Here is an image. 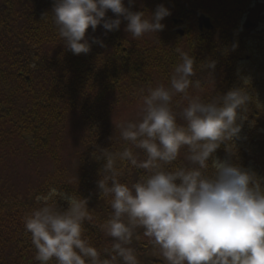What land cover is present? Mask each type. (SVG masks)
<instances>
[{
  "label": "clouds",
  "instance_id": "clouds-1",
  "mask_svg": "<svg viewBox=\"0 0 264 264\" xmlns=\"http://www.w3.org/2000/svg\"><path fill=\"white\" fill-rule=\"evenodd\" d=\"M132 0H129L131 4ZM111 10L115 18H106ZM171 14L163 4L155 12L132 11L124 0H55L52 19L66 48L74 55L87 54L92 43L103 41L86 32L102 25L105 31L120 28L121 17L133 39L163 30ZM235 48V45L233 46ZM178 61L170 85L150 87L142 96L139 118L121 122L120 137L128 145L120 151L100 149L97 159L105 163L97 181L100 197L108 198L111 215L98 225L112 238L106 256L84 236L85 222L94 223L87 198L65 196L51 189L47 200L23 217L39 264H139L130 245L136 229L157 246L165 264H264V181L255 173L215 156L222 142L241 138L240 111L251 96L246 88L228 90L204 101L190 95L194 57L177 47ZM215 61L205 67L214 70ZM186 101L177 122L173 97ZM187 150L185 166L172 165L181 149ZM134 149L144 153L140 159ZM142 169L139 179L121 182L117 162ZM211 169V172L209 171ZM67 200L62 209L57 199ZM39 199V198H38ZM51 201V202H49Z\"/></svg>",
  "mask_w": 264,
  "mask_h": 264
},
{
  "label": "trees",
  "instance_id": "trees-1",
  "mask_svg": "<svg viewBox=\"0 0 264 264\" xmlns=\"http://www.w3.org/2000/svg\"><path fill=\"white\" fill-rule=\"evenodd\" d=\"M38 1L42 6L37 0H18L21 14H27L29 18L28 27L25 28L12 24L15 3L12 0H0V94L3 93L2 102L0 100V145L7 144L16 133L25 139L29 146L26 159L27 163H30L39 151L37 134L44 135V145L48 146L50 144L48 135L53 133L52 129L59 122L63 121L65 112L72 109L81 116L80 121L87 134L82 143L86 141L87 145L79 155V176L75 182L70 178L68 180L69 176H64L63 170L58 169L53 174L45 175L38 183L28 185L26 192H23V188L9 192L5 185L0 183V264H39L35 260L36 250L31 235L25 231L23 217L40 207L53 188H57L65 196L76 194L87 198L94 223L85 222L84 236L89 240L98 236L101 239V235H95V231L100 230L98 225L111 215L112 209L108 198L100 197L97 181L101 178L100 170L105 160L97 159L96 156L100 149L107 148L115 152L130 146L121 139L119 128L117 126L114 128L111 119L112 109L120 108L121 102L113 101L111 97L123 92L119 85L122 82V69L127 68L131 74L139 70L125 63L127 59L123 57L120 49L116 51L118 54L115 61L111 57V70L107 67L106 70H99L98 63L84 61L83 59H91L89 53L74 55L63 42H60L54 25L52 9L55 0ZM170 1L176 4L174 5L176 16L184 20L190 13L183 5L184 0ZM260 1L264 0H230L234 7L228 10L227 14L231 17L234 15L237 19V16L240 17L251 6L260 5ZM143 2L146 0H142ZM197 5L200 6L198 3ZM219 8L221 9V4ZM230 22L233 25L222 33L223 46L220 45V49L218 44H208L209 41L206 42L203 33L196 36L194 45L190 39L183 42L182 37L174 36L169 44L163 47L165 39L163 37L160 40L161 34L156 33L155 40L147 41L139 53L143 55V61H146L145 66L152 69L148 70L151 73H148L147 78L150 80L153 78V83H170L172 69L179 59L175 51L177 47L190 51L192 56L194 54L192 50L198 48L199 52L194 57L196 69L201 65L205 67L209 61H215L217 66L214 70L225 68L219 78H214L218 83L215 84L216 95L213 98L222 96L230 89L242 87L247 89L251 99L246 110H241L240 114L249 119L250 128L243 133L242 139L235 140L233 145L222 142L215 156L243 169H249L264 181V32L261 36H258V33L254 34L258 37L259 43L256 47L258 58H254L246 53V41L232 34L237 23ZM113 42L116 47H121L118 40ZM104 44L107 45V42ZM98 50L102 52L101 47H98ZM239 51L245 54V59L254 60L257 70L241 73L235 70L236 60L242 59ZM120 61L125 64H121ZM194 71L196 76L204 70ZM210 79L215 83L213 77ZM38 86H42V89L40 87L38 90ZM211 96L206 95L204 100L208 101ZM106 99L107 101H104ZM28 106L31 109L29 116L26 115ZM173 111L178 118L180 111L177 109ZM6 115L8 117L4 118ZM177 122L179 123V118ZM181 150L179 158L166 167L188 164L185 159L187 150L185 148ZM134 152L140 159L144 158L141 150L134 149ZM117 167L121 168L123 173L119 179L129 185L143 174L142 169L134 168L127 162L118 161ZM209 171L211 172V169ZM53 199H57L60 208L68 207L66 199L60 196ZM146 238L143 229H136L130 246L135 249L137 258L150 262L149 264H158L160 259V254H157L158 247ZM104 248L110 249L109 246ZM160 260L165 263L163 259ZM50 264L55 262L52 261Z\"/></svg>",
  "mask_w": 264,
  "mask_h": 264
},
{
  "label": "rangeland",
  "instance_id": "rangeland-1",
  "mask_svg": "<svg viewBox=\"0 0 264 264\" xmlns=\"http://www.w3.org/2000/svg\"><path fill=\"white\" fill-rule=\"evenodd\" d=\"M12 2L15 3V6H12L15 13L14 18L12 19V24L18 27L23 26L27 28V22L29 21L27 14H21L18 0H12ZM37 2L41 5L38 0ZM124 2L125 6L130 7L132 11H143L146 15L154 13L157 6L161 4L170 10L171 14L162 21L165 27L163 30L157 32L158 34H161L159 38L160 40L163 37L165 39L163 47L169 44V41L174 36L182 37L183 42L190 39V42L194 45L196 43V36L200 33L196 25V11L201 10L206 16L211 18L213 24L212 30L203 31V36L206 38V42L209 41L208 44H218L220 49V45L223 46L222 33L229 30L233 25L230 21H234L237 23V26L233 29V32L231 31L232 34L240 36L246 41V53L251 54L254 58H258V54H256L258 49L256 47L259 46V43L257 39L258 37L254 36V34L258 33V36H261L263 34L262 32H264V1H260V5L256 4L255 7L254 5L253 7L251 6L247 12L242 14L240 17L237 16V19H235L236 16L233 15L231 17L227 14L228 10L234 7V5L230 3V0H184L183 5L188 9V11L190 10V13L188 16L184 17L182 23V27L187 31L183 36H180L176 32V25L171 21V18L176 16V10L174 7L176 4L170 0H146V2L143 3L142 0H132L131 4H129V0H124ZM197 3L200 6H198ZM219 4H221V9L219 8ZM108 17L113 19L115 18V15L111 12V10L106 13V18ZM245 19H250L251 21L256 22L255 26L248 30H242L241 24ZM126 24L127 21L121 17L120 28L115 31H105L102 25H98L95 31L89 27L86 32V37L89 39V42L91 43L93 38H98L103 41V47H101L98 43H92L91 50L89 52L91 59L86 60L82 58L84 61L89 63H98V67H100L99 70H106V67L111 70V57L112 60L115 61L118 54L116 51L120 49L123 57L127 59L125 63L128 66L131 65L139 70L138 72H134L137 74L135 75L131 74L127 68L122 69V82L119 85L123 92L118 96L112 95L111 97V100H119L121 102L120 108L113 107L112 109L111 119L113 120L114 128H116V126L123 121L138 119L140 109L142 107V96L147 94L148 88H154L158 84H162L159 82L153 83V78L151 80L147 78L148 73H151L148 70L152 69L145 66L146 61H143V55L139 53V51L146 46L145 43L147 41L155 40L156 33H147L139 39H133L130 36V33L126 31ZM116 40L119 41L121 47H116V44L113 42ZM60 42H63L61 38ZM104 42H107V45H105ZM98 47L102 48V52L98 50ZM198 52V48L192 50V54L194 53L193 57H196ZM238 54L242 57V59L239 58L236 60V63L234 64L235 70H239L240 73L257 70L258 67L254 60L245 59V54L240 51ZM221 58L222 56L219 57V60H221ZM120 63L125 64L123 61H120ZM140 65L143 67L141 68ZM203 66L204 65H201V67L197 69L194 67V70L204 71L191 78L193 82L196 80L201 81L200 89L190 87L188 91L190 95H200L203 100L206 95H212L209 99L211 100L216 95L214 89L215 84L218 83L214 80V78H219L225 68L221 66L222 68L220 70H211ZM138 73L141 75L139 76ZM212 77L215 83H213L210 79ZM164 85L169 86L170 83ZM40 87L42 89V86H38L37 89L39 90ZM0 97L2 102L3 93L0 94ZM104 101H107V99ZM186 103V101L182 100L181 95L177 94L173 97L172 108L181 112L182 108L186 106ZM29 108L30 106L27 108V116H29L28 114L31 112V109ZM63 116V121L59 122V124L52 129L53 133L51 132L48 135V140H51H49L51 145L49 144L48 146H45L44 135L41 136L37 134L36 142L39 144V151L37 156H35L30 163H27L26 159V152H29V146L26 144L25 139L23 140V138L16 133L12 135L10 138L11 140L7 144L5 143L4 146L0 145V183L5 185V189L7 191L16 192L23 188V192H26L28 185L30 186L38 183L45 175L53 174L58 169L63 170L64 176H69L67 178L68 180L71 179L73 182L77 180L79 176V155L82 154L87 145L86 141L82 143V139L86 138L87 134L80 121L81 116L75 109L65 112ZM6 117L8 116H4V118ZM240 117L241 118L238 119L237 122L242 125V131L240 134V136H242L243 133L250 128V121L241 114ZM178 118L179 123H184L179 113ZM241 139L242 138L239 140ZM16 155L18 158H16ZM245 170L250 171L249 169ZM95 235H101V239H99L98 236L89 241L101 252L103 258L106 256L104 247H111L112 238L106 236L101 230L95 231ZM157 254H160L159 248L157 250ZM157 258H159V256ZM160 259H163L161 254ZM160 259H158L157 263L163 264ZM138 261L139 264L150 263L145 262L140 258H138Z\"/></svg>",
  "mask_w": 264,
  "mask_h": 264
},
{
  "label": "water",
  "instance_id": "water-1",
  "mask_svg": "<svg viewBox=\"0 0 264 264\" xmlns=\"http://www.w3.org/2000/svg\"><path fill=\"white\" fill-rule=\"evenodd\" d=\"M173 22H177V19H173ZM254 24L251 23L249 20H246L245 23L242 25L243 29L252 27ZM197 27L199 30H202L203 28L205 29H212L213 24L210 21V18L206 16L201 10L197 11ZM176 31L180 34L183 35L184 31L181 27H177Z\"/></svg>",
  "mask_w": 264,
  "mask_h": 264
}]
</instances>
